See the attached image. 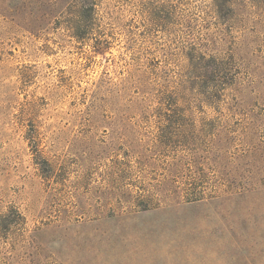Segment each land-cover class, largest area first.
<instances>
[{"label":"rangeland","instance_id":"374dc122","mask_svg":"<svg viewBox=\"0 0 264 264\" xmlns=\"http://www.w3.org/2000/svg\"><path fill=\"white\" fill-rule=\"evenodd\" d=\"M92 1L0 0V264H264V0Z\"/></svg>","mask_w":264,"mask_h":264},{"label":"trees","instance_id":"16d2710c","mask_svg":"<svg viewBox=\"0 0 264 264\" xmlns=\"http://www.w3.org/2000/svg\"><path fill=\"white\" fill-rule=\"evenodd\" d=\"M79 1V5H80V12H90L94 10V3L92 0H78ZM216 8L221 7V5L219 4L218 1H214ZM211 61V60H209ZM207 61H203L200 62L198 64V66H196V69H198L199 71H201V73H203V75L205 76H209V75H213L215 72H217V67L213 66L212 64H208L209 62ZM203 186V185H202ZM205 187L202 189L204 190ZM203 194V192H201ZM200 198H203L202 196ZM200 198H196L200 199ZM213 199H215L216 197H212ZM212 199V200H213ZM191 200V199H189Z\"/></svg>","mask_w":264,"mask_h":264}]
</instances>
